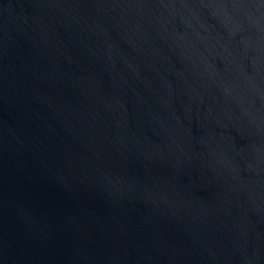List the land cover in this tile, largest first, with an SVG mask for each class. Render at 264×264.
I'll return each instance as SVG.
<instances>
[{
  "label": "water",
  "instance_id": "1",
  "mask_svg": "<svg viewBox=\"0 0 264 264\" xmlns=\"http://www.w3.org/2000/svg\"><path fill=\"white\" fill-rule=\"evenodd\" d=\"M0 264H264V0H0Z\"/></svg>",
  "mask_w": 264,
  "mask_h": 264
}]
</instances>
